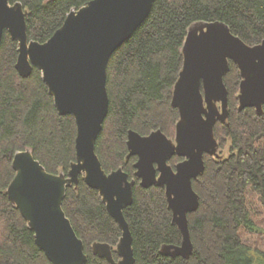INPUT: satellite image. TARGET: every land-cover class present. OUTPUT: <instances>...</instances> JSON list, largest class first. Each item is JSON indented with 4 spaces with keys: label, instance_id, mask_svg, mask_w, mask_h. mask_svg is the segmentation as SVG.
I'll return each mask as SVG.
<instances>
[{
    "label": "trees",
    "instance_id": "obj_1",
    "mask_svg": "<svg viewBox=\"0 0 264 264\" xmlns=\"http://www.w3.org/2000/svg\"><path fill=\"white\" fill-rule=\"evenodd\" d=\"M92 0H10L28 12L30 41L47 42L72 10ZM221 22L249 46L264 41V0H156L142 26L111 57L107 89L109 112L96 143L106 173L120 168L135 180L134 202L125 210L133 235L135 264H264V251L249 246L242 232L259 235L264 220V112L240 110L243 77L230 62L225 75L229 117L217 121L219 145L230 143L229 156H205V172L193 181L200 197L189 215L194 245L189 258L163 254L165 246H180L182 234L173 224L164 188H143L135 177L137 157L129 156L128 133L142 136L161 130L176 138L179 110L173 93L184 65V46L195 24ZM18 42L5 32L0 44V264H52L35 242V234L7 190L16 176V153L31 150L35 159L55 175L68 174L76 161L77 125L61 116L54 98L34 68L28 78L16 70ZM222 143V144H221ZM183 159L174 157L175 167ZM63 209L84 242L86 264H109L94 255L93 246H111L114 257L122 237L97 190L81 177L67 189Z\"/></svg>",
    "mask_w": 264,
    "mask_h": 264
},
{
    "label": "water",
    "instance_id": "obj_2",
    "mask_svg": "<svg viewBox=\"0 0 264 264\" xmlns=\"http://www.w3.org/2000/svg\"><path fill=\"white\" fill-rule=\"evenodd\" d=\"M156 0H92L72 10L63 26L45 43L30 41L28 12L22 3L0 0V44L5 32L18 42L16 70L28 78L41 70L49 94L61 116L70 115L77 125L76 161L68 174H51L31 150L13 159L16 176L7 195L20 210L35 242L52 264H86L84 242L68 219L63 203L67 189L79 186L81 177L97 190L122 237L115 252L96 243L93 253L109 264H135L133 235L125 210L134 202L135 180L122 169L106 173L96 153V143L109 112L108 65L112 55L149 17ZM234 62L243 77L240 110L264 112V41L249 46L221 22L206 23L200 32H189L184 46V65L176 83L172 105L179 110L175 143L161 130L142 136L128 133L130 157H138L136 178L143 188H165L173 224L181 234L180 246H165L166 256L189 258L194 250L189 215L200 206L193 187L205 172V156L218 158L217 121L229 117L225 75ZM221 103V111L216 106ZM185 158L174 169L169 161Z\"/></svg>",
    "mask_w": 264,
    "mask_h": 264
},
{
    "label": "rangeland",
    "instance_id": "obj_3",
    "mask_svg": "<svg viewBox=\"0 0 264 264\" xmlns=\"http://www.w3.org/2000/svg\"><path fill=\"white\" fill-rule=\"evenodd\" d=\"M204 27V23L200 24H195L191 27L190 33L195 34L201 31V29ZM216 106L218 109L221 111V103H216ZM219 121V120H218ZM174 140H172L175 143V136L173 137ZM229 140L227 139V142L223 143V146L219 145V151H218V157L219 158H224L229 156V148H230V143L228 142ZM220 144V142L218 141ZM222 144V143H221ZM261 225V232L259 235H251L247 232H242V237L244 241L249 245L252 246L253 248H258L262 251H264V220L260 223Z\"/></svg>",
    "mask_w": 264,
    "mask_h": 264
},
{
    "label": "flooded vegetation",
    "instance_id": "obj_4",
    "mask_svg": "<svg viewBox=\"0 0 264 264\" xmlns=\"http://www.w3.org/2000/svg\"><path fill=\"white\" fill-rule=\"evenodd\" d=\"M175 157H178V156H175ZM137 158H138V157H137ZM173 158H174V157H173ZM173 158H172V159H173ZM179 158H180V157H179ZM172 159H171V160H172ZM181 159H183V160L180 161L179 163L185 161V158H181ZM169 162H170V161H169ZM136 163H137V162H136ZM179 163H178V164H179ZM169 164H170V163H169ZM178 164H177V165H178ZM170 165H171V164H170ZM177 165H176V166H177ZM171 166H172V165H171ZM176 166H175V167L172 166V167H173L174 169H176ZM134 167H135V166H134ZM140 183H141V181H140ZM164 189H165V188H164ZM165 191H166V190H165Z\"/></svg>",
    "mask_w": 264,
    "mask_h": 264
},
{
    "label": "bare ground",
    "instance_id": "obj_5",
    "mask_svg": "<svg viewBox=\"0 0 264 264\" xmlns=\"http://www.w3.org/2000/svg\"><path fill=\"white\" fill-rule=\"evenodd\" d=\"M124 170V169H123ZM137 171V170H136ZM136 174V173H135ZM136 177V176H135Z\"/></svg>",
    "mask_w": 264,
    "mask_h": 264
}]
</instances>
